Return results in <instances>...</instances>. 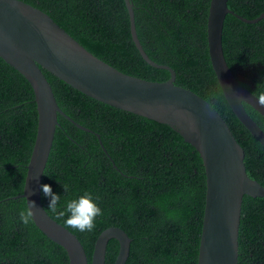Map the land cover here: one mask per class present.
I'll return each mask as SVG.
<instances>
[{
    "label": "trees",
    "instance_id": "1",
    "mask_svg": "<svg viewBox=\"0 0 264 264\" xmlns=\"http://www.w3.org/2000/svg\"><path fill=\"white\" fill-rule=\"evenodd\" d=\"M23 1L48 13L86 49L118 70L152 81L169 79L168 70L151 66L137 49L124 0ZM131 1L146 53L175 70V84L215 107L244 148L248 175L264 185V146L232 111L212 67L207 38L210 0ZM228 5L248 19L264 11V0H228ZM223 49L235 78L264 98V17L247 23L227 14ZM43 71L65 114L94 131L58 115L42 181L60 194L55 208L42 194L49 215L77 235L89 263L99 234L119 226L132 238L126 264H198L206 174L196 148L170 125L100 102ZM244 106L264 130V116L249 104ZM37 127L33 88L0 58V264H69L62 246L33 220L27 225L21 220V213L29 211L19 195ZM85 192L98 197L102 214L91 231L81 232L67 225L66 204ZM118 251V241L111 239L106 264H114ZM238 264H264V197L244 196Z\"/></svg>",
    "mask_w": 264,
    "mask_h": 264
},
{
    "label": "water",
    "instance_id": "2",
    "mask_svg": "<svg viewBox=\"0 0 264 264\" xmlns=\"http://www.w3.org/2000/svg\"><path fill=\"white\" fill-rule=\"evenodd\" d=\"M124 1L137 49L151 66L168 70L169 79L152 81L126 74L91 53L40 8L23 0H0V58L28 80L38 111L36 138L24 190L19 196L25 198L28 209L33 211L35 225L66 250L69 264H106L111 239L119 243L114 264H126L132 238L124 229L119 226L104 229L95 241L89 263L77 235L51 217L43 206L41 185L59 124L58 115L94 133L61 109L45 69L93 99L170 125L196 148L206 174L198 264H238L243 199L245 195L264 197V185L248 175L244 148L215 107L201 95L175 84L176 72L171 66L149 57L137 34L134 4L131 0ZM227 14L257 23L264 17V11L248 19L230 9L228 0H210L207 20L209 56L226 101L239 121L264 146V130L244 106L247 103L264 116V102L235 78L224 54ZM99 143L104 148L101 140Z\"/></svg>",
    "mask_w": 264,
    "mask_h": 264
},
{
    "label": "clouds",
    "instance_id": "3",
    "mask_svg": "<svg viewBox=\"0 0 264 264\" xmlns=\"http://www.w3.org/2000/svg\"><path fill=\"white\" fill-rule=\"evenodd\" d=\"M264 102V98H261ZM65 190L67 188L64 186ZM41 191L44 197L49 198V207L55 208L60 203V194L53 191L50 184L41 185ZM98 197H93L92 194L85 192L78 198L69 201L66 204V212L69 214L66 223L69 227L77 229L81 232H88L94 228V221L97 216L102 214V209L97 203ZM35 202L31 203L33 208ZM33 218V211L21 213V220L25 225L29 224Z\"/></svg>",
    "mask_w": 264,
    "mask_h": 264
}]
</instances>
